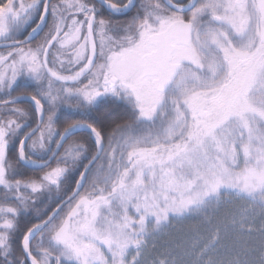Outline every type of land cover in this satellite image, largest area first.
Masks as SVG:
<instances>
[{
  "label": "snow or ice",
  "instance_id": "6c2138e0",
  "mask_svg": "<svg viewBox=\"0 0 264 264\" xmlns=\"http://www.w3.org/2000/svg\"><path fill=\"white\" fill-rule=\"evenodd\" d=\"M0 264H264V0H0Z\"/></svg>",
  "mask_w": 264,
  "mask_h": 264
}]
</instances>
